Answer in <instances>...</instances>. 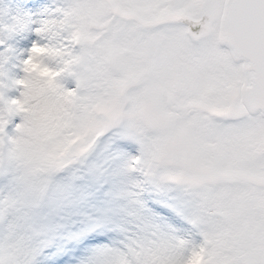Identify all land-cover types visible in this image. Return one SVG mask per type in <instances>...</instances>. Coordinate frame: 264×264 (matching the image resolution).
<instances>
[{
  "label": "snow or ice",
  "instance_id": "6c2138e0",
  "mask_svg": "<svg viewBox=\"0 0 264 264\" xmlns=\"http://www.w3.org/2000/svg\"><path fill=\"white\" fill-rule=\"evenodd\" d=\"M34 8L0 0V264H264V0Z\"/></svg>",
  "mask_w": 264,
  "mask_h": 264
},
{
  "label": "rangeland",
  "instance_id": "374dc122",
  "mask_svg": "<svg viewBox=\"0 0 264 264\" xmlns=\"http://www.w3.org/2000/svg\"><path fill=\"white\" fill-rule=\"evenodd\" d=\"M6 2L12 3L13 0H6ZM23 2L26 3V4L35 3L36 8H34L33 10L34 11H38L40 8L50 4L51 0H23ZM0 36H4L6 38V34L5 33H0ZM34 38L35 37L31 36V35H28L25 38H21L20 36H17L15 38L8 39L7 43L12 46L11 41L14 40V39H18L17 40L18 41V48H17L18 50L17 51L14 50V52L16 51L15 54L19 55L22 52L23 49H25V48L30 46L31 40L34 39Z\"/></svg>",
  "mask_w": 264,
  "mask_h": 264
},
{
  "label": "bare ground",
  "instance_id": "6f19581e",
  "mask_svg": "<svg viewBox=\"0 0 264 264\" xmlns=\"http://www.w3.org/2000/svg\"><path fill=\"white\" fill-rule=\"evenodd\" d=\"M18 39H14V40H12L11 41V44H12V48L14 49V50H18L17 48H18V41H17ZM15 51V52H16Z\"/></svg>",
  "mask_w": 264,
  "mask_h": 264
}]
</instances>
